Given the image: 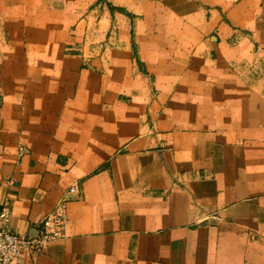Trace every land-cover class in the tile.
<instances>
[{"label":"crops","instance_id":"crops-1","mask_svg":"<svg viewBox=\"0 0 264 264\" xmlns=\"http://www.w3.org/2000/svg\"><path fill=\"white\" fill-rule=\"evenodd\" d=\"M67 236L15 264H264V0H0V209Z\"/></svg>","mask_w":264,"mask_h":264},{"label":"built area","instance_id":"built-area-1","mask_svg":"<svg viewBox=\"0 0 264 264\" xmlns=\"http://www.w3.org/2000/svg\"><path fill=\"white\" fill-rule=\"evenodd\" d=\"M79 193V184H71L54 208L39 220L36 235L20 234L9 227L12 209L5 203L0 209V264H15L23 254L36 256L52 241L65 238L69 224L68 196L77 197Z\"/></svg>","mask_w":264,"mask_h":264},{"label":"rangeland","instance_id":"rangeland-1","mask_svg":"<svg viewBox=\"0 0 264 264\" xmlns=\"http://www.w3.org/2000/svg\"><path fill=\"white\" fill-rule=\"evenodd\" d=\"M105 1V0H104Z\"/></svg>","mask_w":264,"mask_h":264}]
</instances>
